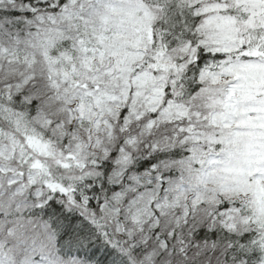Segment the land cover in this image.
<instances>
[{
  "label": "snow or ice",
  "instance_id": "snow-or-ice-1",
  "mask_svg": "<svg viewBox=\"0 0 264 264\" xmlns=\"http://www.w3.org/2000/svg\"><path fill=\"white\" fill-rule=\"evenodd\" d=\"M39 2L0 0V207L68 212L24 264H264V0Z\"/></svg>",
  "mask_w": 264,
  "mask_h": 264
},
{
  "label": "rangeland",
  "instance_id": "rangeland-1",
  "mask_svg": "<svg viewBox=\"0 0 264 264\" xmlns=\"http://www.w3.org/2000/svg\"><path fill=\"white\" fill-rule=\"evenodd\" d=\"M31 3L37 7H44L39 0H31ZM24 17L20 16L19 19L23 20ZM26 202H29V196L23 195L20 200L11 205V214H9L8 207H0V264H24L25 258L33 250L47 248L51 244V236L46 228H38L34 223H29L20 217L18 212L25 207ZM17 221H21L26 225V229L15 237L9 236V229L13 228ZM16 254L23 257L18 258Z\"/></svg>",
  "mask_w": 264,
  "mask_h": 264
},
{
  "label": "trees",
  "instance_id": "trees-1",
  "mask_svg": "<svg viewBox=\"0 0 264 264\" xmlns=\"http://www.w3.org/2000/svg\"><path fill=\"white\" fill-rule=\"evenodd\" d=\"M20 16L24 17V15H21V12L15 13V17L17 19H19ZM141 163H143V161ZM24 196H29V202H26L25 207L19 210L18 213L20 217H22L24 220L28 221L29 223H34L38 228L41 229L46 228L49 231V235L51 236L50 238L51 244L55 245L56 236L58 235V219L60 216V212H58L57 210L60 209L64 213H67L68 209L63 207V205L59 202L58 198H49L48 200L40 201L38 197L36 198L35 193L33 192H27L24 194ZM8 208H9V214H11L12 209L10 207ZM16 255L18 256V258L23 257L22 255L19 254ZM61 255L66 256L67 249H63L61 251ZM73 255H75V253H73Z\"/></svg>",
  "mask_w": 264,
  "mask_h": 264
}]
</instances>
